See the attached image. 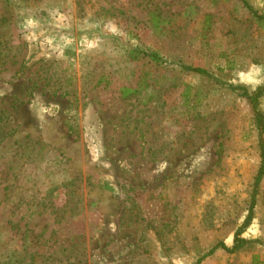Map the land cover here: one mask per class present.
Instances as JSON below:
<instances>
[{"label":"rangeland","instance_id":"1","mask_svg":"<svg viewBox=\"0 0 264 264\" xmlns=\"http://www.w3.org/2000/svg\"><path fill=\"white\" fill-rule=\"evenodd\" d=\"M244 1L0 0V264H264Z\"/></svg>","mask_w":264,"mask_h":264},{"label":"trees","instance_id":"2","mask_svg":"<svg viewBox=\"0 0 264 264\" xmlns=\"http://www.w3.org/2000/svg\"><path fill=\"white\" fill-rule=\"evenodd\" d=\"M242 2L244 5H246L244 0H242ZM248 8H249V6H248ZM259 18H260V20H262L261 18H264V17L261 16ZM130 54H131V56H133L135 54L134 57H136V55H138V54H141L142 56L148 57L149 60H152L154 62H158L161 59L158 52L154 51V50L153 51L136 50V51H131ZM192 69L195 71H198V72H203L202 69H198V68H192ZM242 90H243L242 96L244 98H246V100L251 105L252 110L254 112V121L256 124V130H257V134H258V145H259V149H260V167L258 169L256 178H255V182H254L253 192L251 194L250 206L248 209V215L246 217V222H245V223H247L251 220V217L253 214V208L255 205V196H256L257 186H258V184H259V182H260V180L264 174V115H263V112L261 111V109L259 108V100H260V97L262 96V94L264 93V85L258 86L254 90H251V91H248L247 89H243V88H242ZM128 91H131V90L128 88H125L123 91V94H126ZM247 242H248L247 240L240 237V231H238V232H236V234L234 236L233 243L230 247L225 245L223 242H218L214 246H212L208 252L201 255L198 258L196 264H199V262L203 258H205L209 254H211L217 248L224 249L228 252H234V251L242 248Z\"/></svg>","mask_w":264,"mask_h":264}]
</instances>
